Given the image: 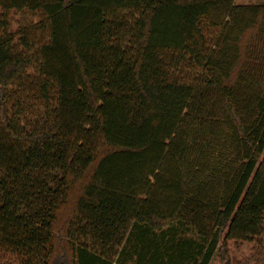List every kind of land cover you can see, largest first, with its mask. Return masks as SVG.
<instances>
[{
    "label": "trees",
    "instance_id": "obj_1",
    "mask_svg": "<svg viewBox=\"0 0 264 264\" xmlns=\"http://www.w3.org/2000/svg\"><path fill=\"white\" fill-rule=\"evenodd\" d=\"M263 234L264 4L0 0V264H211L222 235L264 264Z\"/></svg>",
    "mask_w": 264,
    "mask_h": 264
},
{
    "label": "rangeland",
    "instance_id": "obj_2",
    "mask_svg": "<svg viewBox=\"0 0 264 264\" xmlns=\"http://www.w3.org/2000/svg\"><path fill=\"white\" fill-rule=\"evenodd\" d=\"M238 5H255L264 4V0H236ZM13 28L18 26V22L23 21V18L18 15L14 17ZM224 235H222V241L220 247L212 260L211 264H253L249 257L253 243H241L235 241H228L226 244L223 242ZM264 243V234L262 235Z\"/></svg>",
    "mask_w": 264,
    "mask_h": 264
}]
</instances>
